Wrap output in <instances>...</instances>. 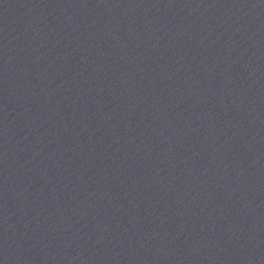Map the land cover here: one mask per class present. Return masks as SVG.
I'll return each instance as SVG.
<instances>
[{"label":"water","instance_id":"1","mask_svg":"<svg viewBox=\"0 0 264 264\" xmlns=\"http://www.w3.org/2000/svg\"><path fill=\"white\" fill-rule=\"evenodd\" d=\"M0 264H102L61 178L1 81Z\"/></svg>","mask_w":264,"mask_h":264}]
</instances>
